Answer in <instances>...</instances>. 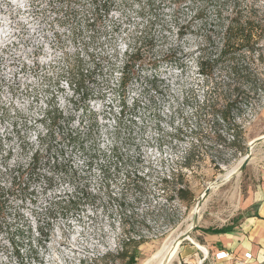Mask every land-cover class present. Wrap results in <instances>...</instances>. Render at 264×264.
<instances>
[{
  "label": "rangeland",
  "instance_id": "obj_1",
  "mask_svg": "<svg viewBox=\"0 0 264 264\" xmlns=\"http://www.w3.org/2000/svg\"><path fill=\"white\" fill-rule=\"evenodd\" d=\"M234 7L264 0H0V264H144L185 228L168 264H187L238 212L243 171L194 212L245 156L199 110L227 83L198 74L200 36L213 56ZM245 132L264 135V100Z\"/></svg>",
  "mask_w": 264,
  "mask_h": 264
},
{
  "label": "trees",
  "instance_id": "obj_2",
  "mask_svg": "<svg viewBox=\"0 0 264 264\" xmlns=\"http://www.w3.org/2000/svg\"><path fill=\"white\" fill-rule=\"evenodd\" d=\"M244 13L242 16L234 7L229 22L221 28V44L215 48L213 56L207 52V47L211 44V33L201 34L196 67L198 74L203 77L210 76L218 68L220 74L227 78V83L222 84V88H213L217 92V101L223 100V104L204 105L199 110H203L205 124L215 135L214 138L221 139L219 127L225 125L232 139L229 145L235 151L246 154L245 124L254 117L264 100V13L257 16L252 8ZM241 18L245 19L244 23L239 21ZM180 31L178 27L176 34L180 35ZM132 57L131 55L130 58ZM239 95L253 103L247 102L245 107L238 106ZM195 114L198 115V112L195 111ZM186 165L189 167L188 162ZM178 191L183 193L185 190L182 188ZM207 231L224 233L229 229L222 227Z\"/></svg>",
  "mask_w": 264,
  "mask_h": 264
},
{
  "label": "crops",
  "instance_id": "obj_3",
  "mask_svg": "<svg viewBox=\"0 0 264 264\" xmlns=\"http://www.w3.org/2000/svg\"><path fill=\"white\" fill-rule=\"evenodd\" d=\"M243 195L239 210L221 224H211L196 230L194 242L186 249L191 260L186 263L206 264H262L264 254V149L245 166L239 181ZM241 186L239 188H241ZM228 227L224 233L207 230ZM199 237V238H197ZM219 253L226 257L216 259ZM246 254L251 259L245 262ZM245 262V263H244Z\"/></svg>",
  "mask_w": 264,
  "mask_h": 264
},
{
  "label": "bare ground",
  "instance_id": "obj_4",
  "mask_svg": "<svg viewBox=\"0 0 264 264\" xmlns=\"http://www.w3.org/2000/svg\"><path fill=\"white\" fill-rule=\"evenodd\" d=\"M252 142H254V140H251L250 143L252 144ZM241 166V161L238 162V164L233 167L232 169H230L229 171L225 172L223 175H221L219 178H223L225 175L227 176L228 174L231 176L233 174H237L239 169ZM198 208L195 207L194 208V212H198L197 211ZM193 212V211H192ZM190 227V226H189ZM186 230V228H185ZM182 231L180 233V235L176 234L174 237H172L169 242L165 243L163 245V247L157 251L151 259H148L144 262V264H159L160 261H163V264H168L169 261L176 256L177 250L180 246V244L183 242V240H190L189 239V235L188 232L189 230L187 229V231ZM178 235V236H177ZM177 236V237H176ZM171 255V256H170Z\"/></svg>",
  "mask_w": 264,
  "mask_h": 264
},
{
  "label": "water",
  "instance_id": "obj_5",
  "mask_svg": "<svg viewBox=\"0 0 264 264\" xmlns=\"http://www.w3.org/2000/svg\"><path fill=\"white\" fill-rule=\"evenodd\" d=\"M253 140H254V142H252V144H251L250 142H248V144H247V152H246L245 156L240 160V161H241V166H240V169H239L238 173H237V174H233V175H231V176H230L229 174H228L227 176L225 175L223 178H218L214 183L208 185V186L206 187V189L204 190V192L202 193L200 199H199L198 202L196 203V206H195V207L198 208L197 211H199L200 208H201V206H202V200H203V198L209 194V192H210V190H211L212 188H214V187H216V186H219V185H221V184L227 182L229 179H232L233 177L237 176L238 174H240V173L243 171L244 167L249 163V161H250V159H251V152H252V150H253V147H254L258 142L264 140V135H262V136H260V137H258V138H255V139H253ZM196 213H197V212H196ZM193 227H194V226H193ZM193 227H192L191 229H193ZM189 231H190V230H189ZM187 235H189V232H188ZM183 241H185V240H183ZM163 261H164V260H163ZM163 261H162L160 264H163Z\"/></svg>",
  "mask_w": 264,
  "mask_h": 264
},
{
  "label": "built area",
  "instance_id": "obj_6",
  "mask_svg": "<svg viewBox=\"0 0 264 264\" xmlns=\"http://www.w3.org/2000/svg\"><path fill=\"white\" fill-rule=\"evenodd\" d=\"M97 12H101V6H100V9L98 8V6H97ZM83 92V91H82ZM100 101V100H99ZM99 106H100V104H99ZM226 257V254L225 253H219V254H217L216 256H215V258L216 259H222V258H225ZM249 259H251V257H250V255H248V254H246V256H245V262L247 261V260H249ZM244 262V263H245ZM200 264H202V262H200ZM262 264H264V254H263V256H262Z\"/></svg>",
  "mask_w": 264,
  "mask_h": 264
}]
</instances>
